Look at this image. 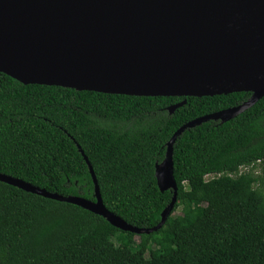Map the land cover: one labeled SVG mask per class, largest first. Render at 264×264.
<instances>
[{"label": "trees", "instance_id": "obj_1", "mask_svg": "<svg viewBox=\"0 0 264 264\" xmlns=\"http://www.w3.org/2000/svg\"><path fill=\"white\" fill-rule=\"evenodd\" d=\"M251 97L114 95L24 85L0 73V173L96 202L86 156L106 208L153 229L174 197L156 178L173 136ZM173 161L177 203L152 234L0 182V264H264V98L227 123L186 130Z\"/></svg>", "mask_w": 264, "mask_h": 264}, {"label": "water", "instance_id": "obj_2", "mask_svg": "<svg viewBox=\"0 0 264 264\" xmlns=\"http://www.w3.org/2000/svg\"><path fill=\"white\" fill-rule=\"evenodd\" d=\"M0 73L44 85L138 97H214L252 93L241 106L184 125L156 166L171 205L153 229L129 225L104 205L64 197L0 173V182L69 203L137 235L158 232L178 198L174 145L188 129L227 123L264 98V0H0ZM187 101L169 108L170 114Z\"/></svg>", "mask_w": 264, "mask_h": 264}, {"label": "rangeland", "instance_id": "obj_3", "mask_svg": "<svg viewBox=\"0 0 264 264\" xmlns=\"http://www.w3.org/2000/svg\"><path fill=\"white\" fill-rule=\"evenodd\" d=\"M243 170H244V171H247V169H246V170L243 169ZM257 170H258V173H260V168H259V167L257 168ZM213 177H214V176H209L208 179H209V178H213ZM147 257L150 258L151 256H150V255H147Z\"/></svg>", "mask_w": 264, "mask_h": 264}]
</instances>
